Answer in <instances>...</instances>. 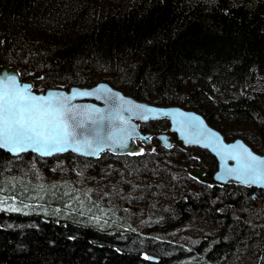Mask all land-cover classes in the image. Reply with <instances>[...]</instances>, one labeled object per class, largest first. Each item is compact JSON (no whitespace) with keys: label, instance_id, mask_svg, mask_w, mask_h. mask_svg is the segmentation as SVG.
<instances>
[{"label":"trees","instance_id":"obj_1","mask_svg":"<svg viewBox=\"0 0 264 264\" xmlns=\"http://www.w3.org/2000/svg\"><path fill=\"white\" fill-rule=\"evenodd\" d=\"M0 64L18 69L36 92L104 80L138 100L192 109L227 141L241 138L264 154V0H0ZM165 125L139 127L160 133ZM170 138V148L153 138L152 150L144 147L140 155L68 153L113 163L134 177L141 168L157 177L156 161L170 156L181 179L172 175L143 194L149 210L167 222L136 231L122 225L131 207L118 202L120 193L115 201L112 193L77 198L62 188L10 186L5 167L27 154L0 150V264H173L170 241L158 237L196 215L216 232L207 256L189 264H224L221 254L243 248L248 238L260 242L251 264H264V208L250 198L253 191L198 183L188 172L201 169L210 177L215 160ZM162 189L172 199L154 208Z\"/></svg>","mask_w":264,"mask_h":264},{"label":"water","instance_id":"obj_2","mask_svg":"<svg viewBox=\"0 0 264 264\" xmlns=\"http://www.w3.org/2000/svg\"><path fill=\"white\" fill-rule=\"evenodd\" d=\"M10 77H14L17 85L21 87L23 85L30 86V91L34 95L47 96L48 93L51 92L54 94V97H72L71 100H61V102L71 108L73 113L77 114L76 121L73 122L70 120L69 123L83 124L82 128H75L77 139L81 141H93L95 146L101 149L94 155L84 154L89 150L83 148L79 152L69 148L63 152L42 155L32 149L13 153L7 148H0V150L10 156L34 154L37 157L50 158L55 155L72 153L83 158L96 159L106 151L117 155L139 152L142 146L139 145L138 142L151 150V139L144 138H152L153 134L150 132H143L139 127V123L149 120L166 119L169 124L168 127L164 126L162 128L164 132L155 135L161 146L165 148L171 147L172 142L168 139L166 133V131H170L175 134L176 139L184 146H195L204 149L213 156L216 161V170L211 177L208 178L204 176L203 170L191 169L188 172L191 178L199 183L207 185L214 184L216 186L225 187L234 183L245 188L264 190V179L256 183L245 182L248 178L240 173V163L232 158L237 155L243 156L245 149L261 160H264V154L253 151L241 138L227 141L218 130L207 123L200 113L192 109H187L176 104L159 105L144 100H138L103 80L92 86L73 85L68 89L47 88L44 91L36 92L33 90V82L31 80L22 79L18 69L8 64H0V83H7ZM39 77L40 75L36 76V78ZM73 90H76V93L89 92L91 95L81 96L74 94ZM50 99L52 98L50 97ZM135 105H144L148 108L162 109L165 111L140 112L134 107ZM139 115H148L149 119L141 120L138 118ZM100 117H104V119L101 120ZM121 120L127 123H121ZM187 122L191 123L190 127L187 126ZM129 132L132 133L131 136L128 135ZM97 133L102 137L101 140H98ZM109 137H111V139H109ZM121 141H123V144ZM229 169L233 170L231 175H229ZM250 197L262 200V197H258L255 192H252ZM262 206L264 208V200H262ZM148 259L156 261L158 258L149 256Z\"/></svg>","mask_w":264,"mask_h":264},{"label":"rangeland","instance_id":"obj_3","mask_svg":"<svg viewBox=\"0 0 264 264\" xmlns=\"http://www.w3.org/2000/svg\"><path fill=\"white\" fill-rule=\"evenodd\" d=\"M42 159L44 161H40L34 154H27L15 162L9 163L5 167V179L8 184L12 187H15L17 183L31 184L44 191H55L62 188L67 193L75 192L77 198L80 196L88 198L89 194L94 191V194L98 193L100 197L112 193L116 201V197L120 193L119 197L122 200L118 202L126 204V207H131L130 214H124L125 219L122 225L135 231L140 230L143 226L150 228L167 222L161 221L153 214L152 209L149 210L147 207L148 204L143 199L145 187L164 184L166 179H171L172 175H174V179H181L179 169H175L171 165L173 162L170 156L156 161L162 173L157 177H152L150 172L145 174L147 172L145 168H141L140 174L134 177L113 163H88L68 154ZM207 164H212L208 158ZM182 182L178 181V183ZM157 193L162 196L152 198L154 208L167 206L168 199H172V196H168L172 193L166 189L158 190ZM174 218L171 217L172 220ZM259 231L260 236L264 238V228H260ZM215 232V226L211 221L196 215L184 225L172 229L165 235H159L158 238L170 241L171 247L166 253L167 256L174 254L170 262L189 264L198 262L207 256V251L214 243ZM248 239L245 240L243 248L238 247L233 251L221 254L220 258L224 264H251L257 260L260 242L252 240L250 243Z\"/></svg>","mask_w":264,"mask_h":264},{"label":"snow or ice","instance_id":"obj_4","mask_svg":"<svg viewBox=\"0 0 264 264\" xmlns=\"http://www.w3.org/2000/svg\"><path fill=\"white\" fill-rule=\"evenodd\" d=\"M73 92L81 96L91 95L89 92L76 93V90ZM71 99L72 97H54L51 92L47 96L34 95L30 91V86L17 85L14 77L8 78L7 83H0V148H7L13 153L32 149L42 155L63 152L69 148L77 152L82 148L87 149L89 151L84 153L87 155L99 152L101 149L95 146L93 141L77 139L75 128H82L83 124H70V120L76 121L77 114L61 102V100ZM134 107L140 112L165 111L144 105ZM138 118L148 120L149 116L139 115ZM100 119L103 120L104 117ZM121 123L127 122L121 120ZM187 126L190 127L191 123L187 122ZM128 135L131 136L132 133L129 132ZM97 137L98 140L102 139L99 133ZM121 143L123 144V141ZM142 152L141 149L139 152L130 154L140 155ZM232 158L240 163V173L248 178L245 182L256 183L264 179V160L252 155L247 149L244 150L243 156L237 155ZM232 171L228 170L229 175ZM8 210L19 211L15 207H10Z\"/></svg>","mask_w":264,"mask_h":264},{"label":"flooded vegetation","instance_id":"obj_5","mask_svg":"<svg viewBox=\"0 0 264 264\" xmlns=\"http://www.w3.org/2000/svg\"><path fill=\"white\" fill-rule=\"evenodd\" d=\"M149 121H158V120H149ZM149 121H147V122H149ZM167 123H168V122H167ZM172 134H174V133L168 132V138L172 137ZM174 137H176L175 134H174ZM152 138H154V139L157 140L156 137H152ZM170 139H171V138H170ZM198 149H199V148H198ZM199 150H202V149H199ZM259 191L264 192V190H259ZM258 196H262V199H264V196H263L262 194H260V195H258Z\"/></svg>","mask_w":264,"mask_h":264},{"label":"bare ground","instance_id":"obj_6","mask_svg":"<svg viewBox=\"0 0 264 264\" xmlns=\"http://www.w3.org/2000/svg\"><path fill=\"white\" fill-rule=\"evenodd\" d=\"M183 146V145H182ZM77 156V155H76ZM80 157V156H79Z\"/></svg>","mask_w":264,"mask_h":264}]
</instances>
